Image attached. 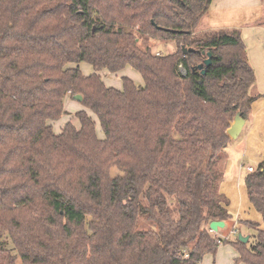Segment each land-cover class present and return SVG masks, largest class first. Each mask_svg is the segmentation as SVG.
<instances>
[{
  "label": "trees",
  "instance_id": "1",
  "mask_svg": "<svg viewBox=\"0 0 264 264\" xmlns=\"http://www.w3.org/2000/svg\"><path fill=\"white\" fill-rule=\"evenodd\" d=\"M212 2L0 0V264H201L218 241L264 264L258 223L248 243L209 227L233 221L219 164L259 97L241 30L203 29ZM129 66L144 86L105 85ZM68 95L103 139L87 111L54 132ZM245 183L264 215V161Z\"/></svg>",
  "mask_w": 264,
  "mask_h": 264
},
{
  "label": "rangeland",
  "instance_id": "2",
  "mask_svg": "<svg viewBox=\"0 0 264 264\" xmlns=\"http://www.w3.org/2000/svg\"><path fill=\"white\" fill-rule=\"evenodd\" d=\"M150 45L152 46L155 53H161L164 55L171 54L176 51V45L172 42H160L157 40H151ZM81 70L84 74H92L93 68L88 63L81 64ZM102 80L107 87L115 88L117 90H123V78L127 77L134 81L137 86H144V80L142 75L133 69L132 67H126L123 71L117 74H111L108 71L101 73ZM65 107L68 112L72 114V123L76 128H80V122L75 118V114L80 111H87L91 114L95 121H97V134L100 138H104L103 129L98 121V118L91 113L81 102L73 100L68 96L65 100ZM69 116L65 115L60 121L53 123L54 132L57 134L61 133L65 125L70 122ZM252 114L248 116L246 121L247 129L252 127L253 118ZM62 126V127H61ZM61 127V128H60ZM58 131V132H57ZM242 137V136H241ZM239 138L237 142H233L227 149L226 157L221 160L219 168L224 175V181L226 183L225 189L227 191V196L231 201V211L233 215V221L227 228L219 230L217 233H214L218 238L229 239V241H236L240 234L244 237L251 235V231L245 225H240L239 223L246 220L256 222L260 225V228L264 230V215L259 213L253 207L252 203L249 200L246 190L245 178L247 176L248 168L253 167L256 169L258 167L257 161L249 156H245L243 151L238 144L243 140ZM237 147V148H236ZM113 177L122 175V173L114 168L111 171ZM249 237V236H248ZM250 242V240L248 241ZM240 257L239 251L231 243L221 244L215 254H207L203 258L201 264H246L242 262H236Z\"/></svg>",
  "mask_w": 264,
  "mask_h": 264
},
{
  "label": "crops",
  "instance_id": "3",
  "mask_svg": "<svg viewBox=\"0 0 264 264\" xmlns=\"http://www.w3.org/2000/svg\"><path fill=\"white\" fill-rule=\"evenodd\" d=\"M263 21H264V0H213L211 7L209 9V13L203 22V29L241 30L242 39L248 49L249 61L256 73L255 94L259 95V97L253 103L252 111L249 114V116L251 114L253 115L252 118L254 121L252 123V127L250 129H247V123H246L243 132L239 136V138H242L243 136L244 138L238 144V147L242 146L240 148L242 149L243 154L245 156L254 158L257 161L258 165L264 161V24H262ZM71 98L75 100L73 97ZM67 113L71 115L69 116L68 121H72L74 117H72V114L70 112L67 111ZM246 121L248 122L247 119ZM239 138L237 140H232L231 144L233 142H237ZM225 185L226 183L225 181H223L221 185V192L228 198L229 195L227 196ZM247 195H248V191H247ZM228 209L231 213L233 212L231 211V201ZM225 228H227V224Z\"/></svg>",
  "mask_w": 264,
  "mask_h": 264
},
{
  "label": "water",
  "instance_id": "4",
  "mask_svg": "<svg viewBox=\"0 0 264 264\" xmlns=\"http://www.w3.org/2000/svg\"><path fill=\"white\" fill-rule=\"evenodd\" d=\"M183 53L186 55L189 52H194L193 49H186V48H182ZM211 64V56H209V58L205 61L204 65H210ZM203 65L199 66L200 69H203ZM205 72L203 71V74ZM74 99L78 102H82L83 101V97L81 95H77L74 97ZM246 125V120L242 117L241 113H238L235 117V120L231 126V128L228 130V135L230 136V138L232 140H237L239 138V136L241 135V133L243 132V129ZM210 230L213 233H217L219 230L224 229L226 227V223L223 221H214L210 224ZM240 239V241H242L243 243H248V241L250 240V238L244 237L242 234L239 235L238 237Z\"/></svg>",
  "mask_w": 264,
  "mask_h": 264
},
{
  "label": "built area",
  "instance_id": "5",
  "mask_svg": "<svg viewBox=\"0 0 264 264\" xmlns=\"http://www.w3.org/2000/svg\"><path fill=\"white\" fill-rule=\"evenodd\" d=\"M255 171V169L253 168V167H249L248 168V172L249 173H252V172H254ZM218 243L221 245L222 243L220 242V241H218Z\"/></svg>",
  "mask_w": 264,
  "mask_h": 264
}]
</instances>
